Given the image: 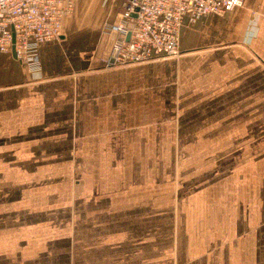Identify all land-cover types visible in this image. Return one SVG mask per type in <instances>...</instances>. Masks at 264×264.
<instances>
[{"label": "crops", "instance_id": "crops-1", "mask_svg": "<svg viewBox=\"0 0 264 264\" xmlns=\"http://www.w3.org/2000/svg\"><path fill=\"white\" fill-rule=\"evenodd\" d=\"M121 4L0 51V264H264V0L106 66Z\"/></svg>", "mask_w": 264, "mask_h": 264}, {"label": "built area", "instance_id": "built-area-1", "mask_svg": "<svg viewBox=\"0 0 264 264\" xmlns=\"http://www.w3.org/2000/svg\"><path fill=\"white\" fill-rule=\"evenodd\" d=\"M245 0H122L116 21L104 31L113 35L107 66L145 62L180 53L187 23L211 13H225ZM76 0H0V51L16 53L30 70L41 68L40 45L62 36V22Z\"/></svg>", "mask_w": 264, "mask_h": 264}, {"label": "rangeland", "instance_id": "rangeland-1", "mask_svg": "<svg viewBox=\"0 0 264 264\" xmlns=\"http://www.w3.org/2000/svg\"><path fill=\"white\" fill-rule=\"evenodd\" d=\"M99 11H101V8L99 7L98 9H97V12H99ZM101 13L102 12H100V15H101ZM106 65V64H105ZM107 66V65H106ZM261 121H263V119L261 120ZM241 145H240V149H241ZM240 152H241V150H240ZM246 152H250V153H252L253 151L251 150V149H246Z\"/></svg>", "mask_w": 264, "mask_h": 264}, {"label": "water", "instance_id": "water-1", "mask_svg": "<svg viewBox=\"0 0 264 264\" xmlns=\"http://www.w3.org/2000/svg\"><path fill=\"white\" fill-rule=\"evenodd\" d=\"M14 54L16 55L15 50H14Z\"/></svg>", "mask_w": 264, "mask_h": 264}]
</instances>
